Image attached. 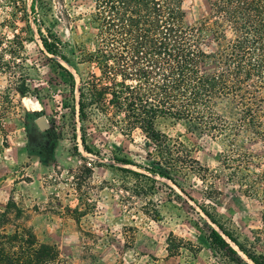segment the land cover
Returning <instances> with one entry per match:
<instances>
[{"label": "rangeland", "instance_id": "1", "mask_svg": "<svg viewBox=\"0 0 264 264\" xmlns=\"http://www.w3.org/2000/svg\"><path fill=\"white\" fill-rule=\"evenodd\" d=\"M20 1L19 15L26 10L30 24L28 29L27 22L17 23L25 40L29 93L19 94L16 78L0 75V94L9 90L12 101L0 128V237L31 230L40 243L58 250L51 264H233L211 248L209 229L218 228L205 209L264 255V177L259 176L264 159L255 158L249 165L253 175L241 188L233 175L236 161L229 163L231 168L225 165L230 152L224 143L198 138L184 123L161 119L158 129L182 142L200 165L180 166L181 172L172 173L177 184L158 176L150 183L123 172L146 173L121 161L150 166L144 135H123L97 111L83 124L73 111L81 81L92 73L100 75L98 65L85 59L95 52L87 16L92 0H50L47 13L40 6L34 13L33 0ZM184 8L191 25L209 18L208 0H186ZM15 10L13 0H0V23ZM35 17L61 38L70 63L45 52ZM4 31L13 36V31ZM205 44L215 48L210 33ZM41 117L49 124L46 131L37 126ZM84 133L92 154L83 147ZM244 138L239 147L263 154L262 144ZM191 167L208 168V179H199ZM252 183L259 186L245 189ZM149 184L147 190L140 189Z\"/></svg>", "mask_w": 264, "mask_h": 264}, {"label": "trees", "instance_id": "2", "mask_svg": "<svg viewBox=\"0 0 264 264\" xmlns=\"http://www.w3.org/2000/svg\"><path fill=\"white\" fill-rule=\"evenodd\" d=\"M208 1L209 18L194 26L188 21L186 0H92L87 16L95 52L85 59L98 65L100 75L92 73L81 81L73 111L83 124L97 111L123 135L135 131L144 135L150 166L121 161L147 173L121 169L138 180L154 183L152 176H158L177 184L172 173L181 172L180 166L200 165L182 142L158 129L161 119L184 123L198 138L224 143L230 152L225 165L231 168L229 163L236 161L233 175L241 188L242 181L253 175L249 165L255 158L264 159V152L256 156L238 146L243 136L264 146V0ZM20 2L13 0L16 10L0 23V75L16 78V91L27 95L25 40L17 23L27 22L28 29L30 24L26 10L19 15ZM38 6L47 13L50 0H33L31 10L35 13ZM34 22L45 52L70 63L61 38L37 17ZM7 29L13 31L12 37ZM207 33L215 43L212 50L205 44ZM69 76L75 92L74 77ZM11 107L7 90L0 94V128ZM85 136L83 147L92 154ZM190 170L203 181L210 173L208 168ZM259 176L264 177V169ZM245 186L255 190L259 185ZM202 211L218 228L208 232L213 250L233 264H264V255L243 244L209 211ZM58 257L54 246L40 243L29 229L0 237V264H51Z\"/></svg>", "mask_w": 264, "mask_h": 264}, {"label": "water", "instance_id": "3", "mask_svg": "<svg viewBox=\"0 0 264 264\" xmlns=\"http://www.w3.org/2000/svg\"><path fill=\"white\" fill-rule=\"evenodd\" d=\"M36 123L41 131H46L49 128V124L44 117L38 119Z\"/></svg>", "mask_w": 264, "mask_h": 264}]
</instances>
